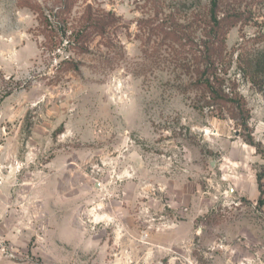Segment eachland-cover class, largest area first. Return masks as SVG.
Here are the masks:
<instances>
[{"label":"rangeland","instance_id":"obj_1","mask_svg":"<svg viewBox=\"0 0 264 264\" xmlns=\"http://www.w3.org/2000/svg\"><path fill=\"white\" fill-rule=\"evenodd\" d=\"M252 1L226 36L237 125L152 29L197 30L208 0H77L67 24L55 0H0V264H264V95L235 63L261 49ZM87 6L115 22L67 44Z\"/></svg>","mask_w":264,"mask_h":264},{"label":"trees","instance_id":"obj_2","mask_svg":"<svg viewBox=\"0 0 264 264\" xmlns=\"http://www.w3.org/2000/svg\"><path fill=\"white\" fill-rule=\"evenodd\" d=\"M76 1L55 0L58 11L55 16L63 24H67V16ZM251 2L253 1L208 0L207 10L200 18L197 30L194 28L192 31L191 26L180 25L172 15H169V20H163L152 28L160 33L163 40L189 47L191 57L183 67L191 74V86L199 90L201 98L198 102H202L200 108H207L218 118L236 121L237 125H244L247 116L244 100L239 96L235 83L227 84L224 78L232 60V54L226 49V36L235 26L247 25L252 20L251 9L246 10ZM243 3L245 7H242ZM114 22L111 12L93 13L87 6L80 18L82 30L74 35L71 33L72 38L68 39L67 44L81 46L88 39V29L92 30V35L104 38L107 29ZM197 32L199 37H195ZM251 42L253 46L261 49H254L252 52L240 51L236 55L235 63L242 76L249 78L264 95V29ZM61 65L67 66L70 63L64 61Z\"/></svg>","mask_w":264,"mask_h":264},{"label":"crops","instance_id":"obj_3","mask_svg":"<svg viewBox=\"0 0 264 264\" xmlns=\"http://www.w3.org/2000/svg\"><path fill=\"white\" fill-rule=\"evenodd\" d=\"M1 209V208H0Z\"/></svg>","mask_w":264,"mask_h":264}]
</instances>
